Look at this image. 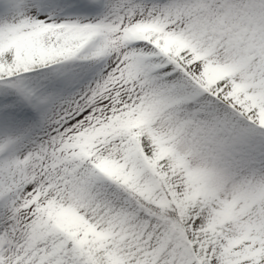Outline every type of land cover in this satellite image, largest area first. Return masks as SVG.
Segmentation results:
<instances>
[{"label":"snow or ice","instance_id":"obj_1","mask_svg":"<svg viewBox=\"0 0 264 264\" xmlns=\"http://www.w3.org/2000/svg\"><path fill=\"white\" fill-rule=\"evenodd\" d=\"M0 264H264V0H0Z\"/></svg>","mask_w":264,"mask_h":264}]
</instances>
